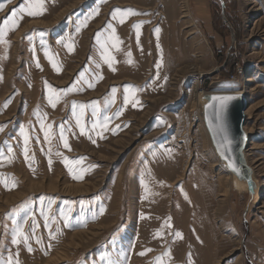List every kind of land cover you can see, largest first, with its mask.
Returning <instances> with one entry per match:
<instances>
[{
    "label": "rangeland",
    "instance_id": "obj_1",
    "mask_svg": "<svg viewBox=\"0 0 264 264\" xmlns=\"http://www.w3.org/2000/svg\"><path fill=\"white\" fill-rule=\"evenodd\" d=\"M3 2L0 23L29 0ZM21 15L0 41V264H264V0H44ZM200 91L246 97L252 191L216 154Z\"/></svg>",
    "mask_w": 264,
    "mask_h": 264
},
{
    "label": "water",
    "instance_id": "obj_2",
    "mask_svg": "<svg viewBox=\"0 0 264 264\" xmlns=\"http://www.w3.org/2000/svg\"><path fill=\"white\" fill-rule=\"evenodd\" d=\"M232 96L227 102V107L220 114V101L212 97ZM246 99L238 93H214L203 106V121L209 134L211 143L218 157L226 163L230 171L243 180L252 191L254 186L250 168L245 164L242 151L245 147V133L242 130ZM233 165L238 171L234 170Z\"/></svg>",
    "mask_w": 264,
    "mask_h": 264
},
{
    "label": "snow or ice",
    "instance_id": "obj_3",
    "mask_svg": "<svg viewBox=\"0 0 264 264\" xmlns=\"http://www.w3.org/2000/svg\"><path fill=\"white\" fill-rule=\"evenodd\" d=\"M8 2H10V0H8ZM102 2H106V0H102ZM43 3H44V0H29V3H28V5L26 7L20 8L19 13L15 9H13L11 11L10 16L5 17L3 19V21H2V23H0V41H2V37L4 35H6L7 31L13 30V29H15L16 27L19 26V22L23 18V16L21 14H27L30 17L41 15L42 11H43ZM3 7H4V2H3V0H0V10H2ZM117 14H119L121 17H125L126 15H129V14H139V13H136L135 10H132V9L122 10V9L117 8V9L113 10V13H112L113 18H116ZM92 15H98V9ZM89 18H91V16L86 18L84 21H82L80 26L81 27L87 26V19H89ZM120 22L123 23L124 20L121 19ZM134 27L139 29L140 25L137 24ZM155 31L158 33L160 30L157 28ZM112 33H113V35H112V37H110V39L114 40L113 46L115 47L116 45L119 44V40H118V38L115 37V29L112 30ZM137 35L139 36V33ZM68 48H69V51L72 50V46L71 45H68ZM105 52H107V46L106 45H105ZM130 55H131V53H129V56ZM103 59H104V61L106 63H108L109 67L112 66V58L109 55H107V54L103 55ZM37 66L39 67V64H37ZM53 67H56V65L53 64ZM97 67H99V65H97ZM157 67H159V65H157ZM0 79H2V76H0ZM99 79H102V76H97V80H99ZM89 86L92 87L93 85L90 83ZM49 88H50V86H49ZM73 88H74V86L63 90V94L66 95L67 93L72 92ZM50 90H51V88H50ZM126 91H128V89H126ZM114 92H115V89H113V93ZM59 99H60L59 95L55 96V100L53 99V97H51V96L49 97V103L51 104V106L53 108L56 106V102H58ZM211 99L212 100H216V101H220V109H219V112H218V118H219L220 114H222L223 111L226 109L227 102L232 100V99H235V97H232V96H220V97H212ZM10 101H11V98L8 101L5 102L4 107H7V104L10 103ZM127 102H128V98L126 96L125 97V103H127ZM73 107L74 108L76 107L75 103L73 104ZM80 107L83 108L84 105H80ZM116 115L118 116V115H120V113L117 112ZM77 124L78 125L80 124L79 118H77ZM50 128H51V125H46L44 123V121L41 120V129L44 130V138H45V140L49 139V135H50L49 129ZM0 131H2V126H0ZM63 131H64L63 126H61V139H64ZM21 134L24 135L25 145H27V143L29 141V137L27 135H25L23 128H21ZM81 134H86L83 127H81ZM89 139H91L90 136H89ZM93 143H95V141H93ZM64 147L65 148L69 147L68 142H67L66 139H64ZM9 152H11V149H9ZM57 154H59V153H57ZM24 155H25V158L27 159L28 158V148L27 147H25ZM51 163H52V161L49 160V165H51ZM77 163H79V161H77ZM233 168H234V170L238 171V169H236L234 165H233ZM69 172H73V169L71 167H69ZM73 178H82V176H79V175L73 173ZM5 186L7 187V184ZM101 212H103V209H101ZM19 235H21V236L23 235L22 231L19 233ZM176 236L180 237L181 234L179 232H177ZM14 242H16V241H14ZM31 250L32 249L29 248V251H31ZM140 254L143 255L144 253L142 252ZM101 259L104 260L105 257H101ZM9 260H11V257H9ZM107 264H116V262H114L112 260H108ZM160 264H162V261H160Z\"/></svg>",
    "mask_w": 264,
    "mask_h": 264
},
{
    "label": "bare ground",
    "instance_id": "obj_4",
    "mask_svg": "<svg viewBox=\"0 0 264 264\" xmlns=\"http://www.w3.org/2000/svg\"><path fill=\"white\" fill-rule=\"evenodd\" d=\"M59 14V13H58ZM57 14V15H58ZM56 20H57V18H56ZM23 29V28H22ZM22 29H20L18 32H17V34L20 32V31H22ZM230 83V82H229ZM211 94H214V93H204V92H199V93H197V99H198V102H199V104H200V107L201 108H203V106L208 102V99H209V97H210V95ZM238 94H241V95H243V97L246 99V97L244 96V94H242V93H238ZM246 115H247V112H246ZM247 134V133H246ZM245 134V137L247 138V135ZM251 176H252V174H251ZM254 187H255V185H254ZM236 188H239V189H246V187L245 186H243V187H239L238 185H236ZM257 191H258V187L256 186V188L254 189V198H253V200H252V204L253 205H256V202H257V196H258V194H257Z\"/></svg>",
    "mask_w": 264,
    "mask_h": 264
},
{
    "label": "built area",
    "instance_id": "obj_5",
    "mask_svg": "<svg viewBox=\"0 0 264 264\" xmlns=\"http://www.w3.org/2000/svg\"><path fill=\"white\" fill-rule=\"evenodd\" d=\"M235 81V78L234 77H231L229 80H228V83L230 82V83H232V82H234Z\"/></svg>",
    "mask_w": 264,
    "mask_h": 264
}]
</instances>
